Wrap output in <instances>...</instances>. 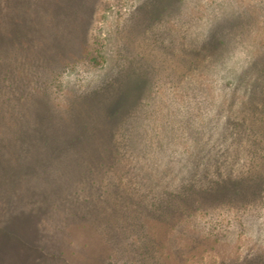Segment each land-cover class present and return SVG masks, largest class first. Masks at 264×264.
<instances>
[{"label": "rangeland", "instance_id": "rangeland-1", "mask_svg": "<svg viewBox=\"0 0 264 264\" xmlns=\"http://www.w3.org/2000/svg\"><path fill=\"white\" fill-rule=\"evenodd\" d=\"M0 38V264H264V0H0Z\"/></svg>", "mask_w": 264, "mask_h": 264}, {"label": "trees", "instance_id": "trees-1", "mask_svg": "<svg viewBox=\"0 0 264 264\" xmlns=\"http://www.w3.org/2000/svg\"><path fill=\"white\" fill-rule=\"evenodd\" d=\"M0 45H1V41H0ZM47 137L48 136H45V135H41V137H40V139L42 138V140H45L46 139L45 141L47 143L42 145V153H39V154L40 155L42 154V161L44 160V163L46 165V169H48V166L51 169V168H53V166L55 164V161H56L55 155L57 154V151H59V150H57L58 149L57 148L58 146H50L48 144V142H50V140ZM54 140H56V139H54ZM81 143H82L81 138L80 137H77V136L69 137L67 140L64 141V144H66L67 146H70L71 148L78 147V146L81 145ZM14 157L15 158H18V154H16ZM40 158L41 157H39L38 159H40ZM61 159H63V158H61ZM4 176H5V179L8 182H10L12 184L15 183L14 182L16 180V179L14 180L15 176L14 177H10L11 175H10L9 172L4 171ZM243 190L244 189H238V191L235 192V194L244 195V191ZM212 192L213 191H209V190L208 191L206 190V193H202V194H199V192H195L194 193L195 196L199 197L201 199V202H202V203H200V201L198 200V201H195V203L197 205H203L204 204L203 202L205 201L204 200L205 199V196H206V198H208L210 196L209 193H212Z\"/></svg>", "mask_w": 264, "mask_h": 264}]
</instances>
